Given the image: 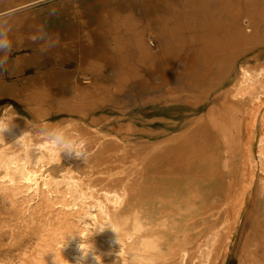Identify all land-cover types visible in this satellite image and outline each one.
I'll use <instances>...</instances> for the list:
<instances>
[{"label": "rangeland", "instance_id": "374dc122", "mask_svg": "<svg viewBox=\"0 0 264 264\" xmlns=\"http://www.w3.org/2000/svg\"><path fill=\"white\" fill-rule=\"evenodd\" d=\"M250 2L252 4L247 0H0V14H10L13 25L10 60L36 59L26 63L20 72L0 74V79L45 84L50 73L66 72L72 76L71 91L75 95L69 99L72 107L81 101L97 100L101 104L91 118L107 117L108 127L127 129L132 124L136 130L130 141L140 142L147 152L146 158L110 175L120 178L130 175L126 188L132 190L140 186L142 178L156 175L148 172L147 166L164 150L169 136L174 140V149L187 150L193 146L208 149L216 139L213 127L226 128L229 139L233 138L230 130L240 129L243 143L250 146L251 157L244 162L232 157L229 171L236 181L231 186L239 182V174L237 178L236 175L243 167L246 180L243 184L248 187L250 168L257 158V139L247 140L246 133L252 130L253 134L257 130L256 138L264 135V110L260 111V100L256 97L261 95L257 87L264 82L259 75H252L258 69L256 62L264 60L256 44L264 35V27H261L264 0ZM53 9L57 14L50 16ZM44 23L49 33L59 34V43L42 54L31 36ZM245 74L248 75L245 77ZM50 87L46 85L43 89L49 88L50 95L58 98L65 85L56 89ZM34 95L44 100L42 93L35 91ZM8 108L29 118L25 101L18 97H0V117ZM70 115L73 114L64 110L55 111L49 121L66 120V124L73 118ZM231 142L235 145L234 139ZM93 172V168L80 167L83 179L79 176L76 181L84 182L86 188L76 197L77 204L95 205L97 195L111 191L112 187L105 184L92 188L96 179L107 177L95 176ZM223 175L221 169L210 172L213 178ZM254 179L224 261L221 256L213 264H264V229L260 230L252 222L255 190L260 183L264 185L261 162ZM236 203V198H230L225 205L214 203L203 207L181 239L190 241L202 237L213 226L224 224L229 218L228 210ZM172 246L170 255L176 251L177 244ZM207 255L209 259L205 261ZM162 259L130 264H162ZM196 262L210 264V247L206 244L184 258L176 256L169 264Z\"/></svg>", "mask_w": 264, "mask_h": 264}, {"label": "bare ground", "instance_id": "6f19581e", "mask_svg": "<svg viewBox=\"0 0 264 264\" xmlns=\"http://www.w3.org/2000/svg\"><path fill=\"white\" fill-rule=\"evenodd\" d=\"M256 44L264 55V35ZM35 60L34 57L10 60V65L15 61L11 72H20L26 63ZM256 66L258 69L252 75H259L264 82V60L256 62ZM46 85L53 89L65 85V88L56 98L50 95L49 88L43 89ZM72 85L71 74L63 71L47 75L45 84L0 79V97L20 98L29 112V118H24L15 109L8 108L0 117V121L12 125L0 139V264H54L53 258L55 264H75L82 255L81 243L90 248L84 264H98L97 256L99 264L155 262L161 257L162 264H169L176 256L184 258L204 244L210 247V264L221 256L224 261L251 192L249 188L255 182L259 162L264 166V135L256 138L257 130L246 133L247 140L257 139L255 156L258 158L255 157L250 168L248 187L243 184L246 181L243 167L236 175L237 178L239 174V182L234 187L231 184L236 180L229 171L232 157L243 162L251 157L250 146L243 143L241 130H230L233 138L229 139L226 128L213 127L216 139L208 149L197 146L174 149V140L169 136L164 150L147 166V171L156 175L142 178L140 186L132 190L126 188L130 175L124 174L121 178L110 175L146 158L147 152L140 142L130 141L136 128L132 124L127 129L108 127L107 117L91 118L101 104L97 100L81 101L72 107L69 100L75 97ZM257 90L264 94V85ZM35 91L42 93L44 100H39ZM261 95L256 97L263 112L264 96ZM62 110L73 114L69 123L89 140L91 156L87 166L74 157L62 154L60 158L38 148L44 141L34 135L35 126L64 124L66 120L49 121L52 112ZM88 118H91L89 122ZM81 166L93 168L95 176L107 175L96 179L92 188L104 184L112 187L111 191L97 195L95 205L76 202L78 194H83L86 188L84 182L76 181L79 176L83 179L79 173ZM217 169L223 170L224 175L210 176ZM230 198H236L237 203L228 210L229 218L224 224L213 226L202 237L190 241L181 239L203 207L214 203L225 205ZM253 215V224L264 229L262 183L255 190ZM109 226L116 228L118 234ZM174 243L177 248L170 255V246ZM208 259L209 255L204 260Z\"/></svg>", "mask_w": 264, "mask_h": 264}, {"label": "clouds", "instance_id": "9594fccd", "mask_svg": "<svg viewBox=\"0 0 264 264\" xmlns=\"http://www.w3.org/2000/svg\"><path fill=\"white\" fill-rule=\"evenodd\" d=\"M57 10L53 9L50 16H55ZM13 32V25L11 23L10 14H0V74L10 73L14 70L15 61L10 65V56L13 49V40L11 33ZM31 40L38 45L39 51L42 54L47 53L59 43V34H52L47 31V24H41L32 34ZM12 125L0 121V139L5 137ZM34 135L37 139L44 141L38 145V148H44L51 151L52 155L62 158V154L68 157H74L76 160H82L83 164L87 166L91 152L89 151V140L71 123L60 124L56 126H49L46 123H40L35 126ZM115 233L118 230L113 226H109ZM82 255L78 257L75 264H84L90 248H85L81 243L79 245ZM98 264L100 258L95 257ZM54 264L55 259L53 258Z\"/></svg>", "mask_w": 264, "mask_h": 264}]
</instances>
